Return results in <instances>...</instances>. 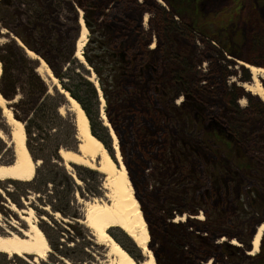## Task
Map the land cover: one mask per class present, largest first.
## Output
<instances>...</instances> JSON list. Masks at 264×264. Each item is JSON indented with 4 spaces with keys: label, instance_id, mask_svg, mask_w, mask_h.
<instances>
[{
    "label": "rangeland",
    "instance_id": "1",
    "mask_svg": "<svg viewBox=\"0 0 264 264\" xmlns=\"http://www.w3.org/2000/svg\"><path fill=\"white\" fill-rule=\"evenodd\" d=\"M7 1V4H0V47H3V45L8 44L12 40L19 45L20 40L15 33H20L21 35H24L29 42L35 45L36 49L39 51V53L34 52L38 58L34 59L28 55V50L25 48L27 55L37 61L39 66L37 72L45 77V82L49 87L51 94H54L56 91L62 92L61 90H65L63 89L61 79H59L57 75H64V73L69 72L71 69L72 72H80V74L94 85L95 88L97 87L99 97H102L103 95V101L102 98H99V113L97 115V121L99 120L101 122V126L106 129L107 135L110 137V149L104 144L103 145L107 148L111 157L117 161L116 149L114 148L115 139L111 133L113 129L116 137H118V148L120 149L122 162L126 169L127 165L130 167L131 177L136 180L135 187L133 179L129 175L130 172L127 169L129 179L131 180L133 190L135 191V197L140 203L144 219L145 221L149 219V221L152 222L151 225L149 221H147L148 232H150L149 247L154 255L156 264H192V262L187 259L191 255L194 257L196 256L194 264H202L201 260L205 261V264L214 263L213 260L215 255L205 247L207 245L204 241H199V239H195V237L180 239L175 235L173 237L169 231H166V229L168 230V225L170 223L177 224L183 221L186 222L188 216L193 214V206L198 205L199 201H201L204 206L216 207L217 203L219 204V200L222 199V205L227 211L226 216L228 217L229 225L227 226L231 228L230 231L239 234L241 239L246 237L247 228H252L254 219L259 217L257 216L258 213H254L252 216L248 215L249 212H251L249 198L244 200L245 196L241 197V201L244 202L246 208V211L243 212L242 209L244 206L241 205V209H239L240 205L236 203L237 196L233 193V190L229 189L228 197V192L223 187L214 183L215 175L212 174L213 170L205 172L204 169L206 166L197 165L196 173L201 177V183L200 186H192L193 183L190 185V182L183 184V176L188 168L180 163L179 157H177V160L174 157L173 161H171H177L174 162V166L169 161V158L172 160L171 155L168 154L171 149L169 133L171 130L170 125L172 126V124L169 123L165 113L169 108L166 99L164 98L165 93L162 92L164 94L160 95L158 93H148L138 89L136 84L132 81L134 69L128 65L124 72L125 74L117 72L119 75L121 74L120 80L116 89L109 87V99H107L103 94V89L100 94L98 88V86L102 88L101 78L103 79L105 76L101 77L97 74L95 68L88 63L85 56V62L83 63L82 69H79V66L75 62L73 63L74 60H77L79 64H82L76 57V51L77 41L81 34L80 20L83 19L84 21L87 13L83 7L81 8L75 0H55L54 2L50 1L46 3H39V0H29V2L28 0ZM92 1H94L95 5L108 2V0H84V6L87 8L91 7L90 3ZM125 1L126 0H123L119 4H115V2L117 3V0H111L109 5L106 7L102 6L106 19L112 22V17L117 19L125 18L126 9L129 10V7L132 6L129 2L126 4ZM197 1L199 2V0ZM242 1L245 4L244 7L240 9V12L245 15L248 9L249 11L252 9L254 6L253 4L256 5V3L261 0ZM72 2L74 3L73 5ZM235 2L236 0H211V5H213L214 9V24L211 22L209 27L212 29L215 28V30L217 27L221 28L222 22L224 23V21L227 20L225 19L226 15H223L222 11L226 8H231V5ZM155 3L156 8L145 13L146 19L144 21V27L146 30L150 28V32L156 33L158 36L161 30L160 26H157V22L166 19L165 15H168L169 11L163 1L155 0ZM203 23H205V20ZM234 24L242 25V19L241 21L237 20L232 25L234 26ZM87 29L89 35L83 52L85 51L88 53L90 57L95 56V49L97 47L95 41L108 42L107 48L109 53H111V50H114V45L107 40L109 34L104 32V34L107 35V37L106 35H103L104 38H107L104 41L101 33L99 34L97 31L99 27L96 29V27L93 26V31L90 30V28ZM232 33L233 30H230L227 33L224 32L220 34L217 38L222 40V38L226 37L225 40H227V38L230 39L232 37ZM99 37H101V39H99ZM198 38L201 39L200 36H198ZM200 39H196V45L200 49L204 48L208 50L210 48L208 47L210 42L207 44ZM215 42L216 43L213 46L216 48V51L209 50L212 60H210V62L205 61L202 64L197 63L201 72L209 76L214 70L212 76H214L215 81L211 84V89L214 90L217 83H219V85L225 83L227 87H232L236 84L242 86L248 83L254 86L256 81L252 79L253 77L250 70L239 63H244L246 61L241 57H233L229 50L221 46L218 40ZM153 47H155V45H153ZM237 50L239 53L241 52V48ZM97 52L102 56L107 57L108 55L107 53V55L103 53L100 49H97ZM255 52V58L264 62V58L261 56L263 55L262 52ZM3 54H6V52L3 51ZM41 54L46 56L50 64L53 65L52 69L50 65L46 63V65L51 68L52 75L57 78L58 85H55L53 80H50L45 76L46 68L42 66L44 58ZM145 60L146 59L140 60L139 65L144 63ZM195 60H197V58ZM108 61H110L109 58ZM110 64L113 65V63ZM72 72H70V74H73ZM246 75L249 76V81H246ZM64 80L67 81L68 79L64 78ZM258 81L263 87L264 79L259 77ZM140 83H143V80H140ZM254 97L259 98V96ZM20 98L21 95L17 97L16 102L20 100ZM181 100L182 98H177L178 105L176 104V106L182 104ZM13 103L15 102L9 103L5 99V105L3 106L4 116L5 120L8 122V127H5L6 130L0 129V132L2 133V138L8 142L7 148L11 146V123L15 121L24 123L23 121L28 115L25 109H17L18 117H16L14 112L15 104ZM246 103L247 101H243L242 105L246 106ZM60 113L63 116L69 113L75 117L69 99L65 105L60 107ZM103 115L106 116V118H104ZM105 123H108V126H106ZM90 128L92 130L91 122ZM56 130L57 129L54 131L51 130V133L55 135L58 132H56ZM63 137L64 136L51 138L50 141H46L47 151L53 154L57 142L63 144L66 142V139ZM66 145L73 148V145L69 143ZM176 147L179 148L178 146ZM263 147L264 144L262 142L257 144L256 150L258 151H254L253 153V155L258 157L259 164H261L262 167H264ZM172 148L174 149V146H172ZM5 150L6 148H1L0 146V165H4V162H8L11 159V155L6 154ZM62 150L66 149L61 148L60 152ZM78 150L71 151L78 152ZM184 159L185 158H182L181 160ZM54 161L57 162L58 160ZM36 162H38V167L42 165L41 160ZM58 163L60 165H66L67 171H69L75 179V182H77L79 189L75 191L74 203L75 206L78 207L79 213H82L84 216V214H86L85 210L87 204L91 203V201L102 200L107 203L110 202L106 197L107 191L103 189V186L107 182L104 174L100 172L102 175L99 177L83 171H79L78 173L74 169L72 165L73 163H68L67 165L63 160L58 161ZM175 165L179 166V170L174 175ZM47 169H49L48 166L45 170ZM205 173L208 174L206 175ZM244 173L242 172V174H240L243 176ZM246 174H244V178L248 176L247 180H256L255 176H257V173L246 171ZM53 176L56 178L57 182L60 183V180L62 179L61 174L57 172ZM240 180L243 181V178H240ZM252 183V181L245 183L246 185L243 188V193L247 192L250 187H253ZM38 186L39 184H37L35 188ZM52 187L53 185L50 184L47 190H45L46 188L44 189V185H41L39 188L44 189L45 193H38L33 190L32 186L17 185L10 183L8 180H0V235L7 236L9 233H18L21 235L20 230L28 229V224L22 219V216H25L29 217L28 219L31 221L36 222L37 226L41 229L43 227L49 230L54 238L55 244L59 245L58 248L55 247L57 245H50L51 251L46 257V260L38 259L31 254L18 257L0 252V264H113L115 257L111 255L110 248L105 244L99 243L96 240L95 235L85 224L79 223L80 225H78L71 223L73 222L72 220L67 219L60 212H55L47 204L49 197L52 194ZM138 195L144 200L143 204L137 198ZM188 202H190L192 206L189 205ZM14 207L16 210H13ZM179 207L183 208L187 213L181 214L179 209H177ZM31 211L32 214H30ZM204 217L205 214L203 215L200 213L198 215V218L201 220H204ZM249 223H251L250 226H248ZM261 225L255 224V228H259ZM48 226H50V228ZM111 229L108 230V233H110L109 231H111ZM202 233L204 234V232ZM111 236L113 237L112 234ZM113 239L115 238L113 237ZM221 240L223 239L221 238ZM228 241L231 242L232 240L228 239ZM201 242L203 245L201 244L200 246ZM233 242L236 243H233V245L241 246V243L238 240L234 239ZM133 243L135 242L133 241ZM136 246L138 250L136 249V251H132L133 254H135V257H139V260L132 254L131 255L135 261L142 263L146 261L147 258L137 243ZM195 248H198V250ZM244 249H246V252L251 251L247 250L246 246ZM126 251L129 253L128 250ZM252 251L251 256L258 253L254 252V250ZM158 255L160 256L159 260L156 259ZM239 260L240 263L233 260L232 264H245L246 262L245 260L243 262L241 259Z\"/></svg>",
    "mask_w": 264,
    "mask_h": 264
},
{
    "label": "flooded vegetation",
    "instance_id": "2",
    "mask_svg": "<svg viewBox=\"0 0 264 264\" xmlns=\"http://www.w3.org/2000/svg\"><path fill=\"white\" fill-rule=\"evenodd\" d=\"M121 1L123 0H117L115 4H119ZM161 1L168 7L169 12L168 15H165L166 19L157 22V26H160L161 30L158 36L156 33L150 32V28L146 30L144 27L145 13L156 8L155 0H126L125 3L129 2L132 6L129 7V10L126 9L125 18L112 17V22L106 19L104 9L102 10V6L106 7L111 0L99 5H95L92 1L89 8L85 7L84 0H81L79 5L87 11L85 21L88 22L90 30L93 31V26L96 29L99 27L97 31L99 34L101 33L102 38H104L103 35H106L104 32L109 34L108 39L104 38L103 40L107 39L109 43L114 45L115 48L110 51L111 53L107 48L108 42H99L104 45V49L100 50L105 54L107 53V56H111L116 63L112 71L125 74L127 66L130 65L134 69L132 81L138 89L160 95L165 93L164 98L169 106L165 113L169 123L172 124L169 133L171 149L168 153L171 155L172 160L169 158V161H173L174 157L177 160V157H179L180 163L188 168L183 176V184L190 182V185L193 183L192 186H195L197 182L194 176L196 170L193 162L196 160L203 161V165L206 166L205 172H210L213 170L212 167L215 166L212 158L216 160L222 158L223 160L220 163L235 164L231 170H236L238 175L243 178V181L238 183L242 186V190L239 192L236 189L238 184L236 185L234 180L236 175L235 177L226 176L223 188L228 192L227 196L229 189H231L237 196L236 201L241 193L242 197L245 196L244 200L249 198L251 202L254 197H250L248 192L255 190L260 194L264 189V167L259 164L258 157L253 155L254 151H258L256 150L257 144L261 142L264 144V99L260 96V99L254 97L258 95L248 91L244 88V85L239 86L236 84L227 87L225 83L220 85L217 83L216 88L213 90L211 84L215 81L214 76H212L214 70L209 76L202 73L201 69L198 68L197 63L202 64L205 61L210 62L212 60L209 50L216 51L213 46L216 40L219 41L221 46H223V42L228 43L230 41L228 38L227 40L225 38H222V40L217 39V34L224 33L219 31V27L216 30L209 27L214 18L211 0H199V2L197 0ZM260 3H256L259 10L261 9ZM204 20L205 23H203ZM198 36L207 44L210 42L208 50L200 49L196 45V39H200ZM231 43H229V46L234 45V42ZM239 48L238 46L226 49L233 57H241L244 60L248 56L244 49L243 53H239L237 50ZM252 56L254 57L252 59L255 60V56ZM262 57L264 58V56ZM196 58L197 60H195ZM144 59H146L145 62L139 65L140 60ZM247 63L264 69V66L259 63ZM248 77L246 75V81L250 80ZM262 78L264 79V77ZM140 80H143V83H140ZM177 98H182V104H179V106H176ZM243 101H247L246 106L242 105ZM172 146H174V149ZM182 158L185 159L181 160ZM174 162H171L173 166ZM175 166L174 175L179 170V166ZM246 171L257 173L256 180H247L248 176L244 178V172ZM240 172L244 173L243 176ZM250 181L253 182V187L243 193L245 183ZM250 209L252 211V206H250ZM263 210L261 213L254 210L251 214H248L252 216L254 213H258L257 216L259 217L254 219L252 228H247L246 232H252L247 242L242 240L243 238L241 239L239 234H237L239 239L231 238V242L227 240L230 246L241 252L237 254L238 257L233 256L228 264H232L233 260L240 263L239 259L242 262L245 260V264H255L259 261L257 257L262 252V243L258 253L251 255L252 250H254L252 247L253 239L256 231H258L257 229H259L255 228V224L263 225L264 223ZM200 213L204 215V212L199 210L191 217L201 220L198 218ZM231 233L234 232L230 231ZM201 236L205 235L201 234ZM234 239L241 243L240 247L233 245ZM201 244L202 242L200 246ZM245 246L247 250L252 252H246ZM214 260L217 261L216 258ZM201 261L202 264H205V261Z\"/></svg>",
    "mask_w": 264,
    "mask_h": 264
},
{
    "label": "trees",
    "instance_id": "3",
    "mask_svg": "<svg viewBox=\"0 0 264 264\" xmlns=\"http://www.w3.org/2000/svg\"><path fill=\"white\" fill-rule=\"evenodd\" d=\"M55 0H39V3L42 2H50ZM78 4H80L81 0H75ZM29 2V0H28ZM261 2V9L259 10L255 4L252 9L246 11L245 15L240 12V9L244 7L242 0H236V2L231 5V8H226L223 10V15H226L227 19L222 22L221 28L219 31L222 32H229L233 30L232 37L229 39L228 43L223 42V46L226 48L229 47H240L241 52H246L248 57H245L244 60L251 64H261L264 66L263 62H259L258 60H253L255 51L262 52V56H264V0L259 1ZM7 0H0V4H7ZM71 4V3H70ZM74 3L72 2V5ZM242 25H237L235 23L237 20L241 21ZM232 26H231V25ZM230 25V26H229ZM18 38L23 42L24 45L29 50H33L36 53L39 51L36 49L35 45H33L24 35L20 33H15ZM219 36V34H218ZM226 38V37H224ZM218 39V38H217ZM96 42V49H95V56L90 57L88 53H86V58L88 63H90L96 70L97 74L101 77L105 76L103 79L101 78V84L103 89V94L107 99L109 87L112 89H116L118 82L120 80L119 74L113 72L114 60L111 56H102L97 49H104V45L99 42ZM234 42V45L229 46V43ZM3 51L6 54H3ZM42 55V54H41ZM98 55V56H97ZM44 60L47 62L48 65L53 69V65L50 64L48 58L42 55ZM108 58L110 61H108ZM243 59V58H242ZM0 61L2 63V74L0 75V93L3 99H6L9 103L15 102L14 109L16 117L17 109H25L28 113L27 118L24 119L25 130L27 133V146L29 152L34 159V161L41 160L42 165L36 169V176L31 181H18V180H8L12 184L23 185V186H32L33 190L38 193H45V190L49 187L50 184L53 185L52 187V194L49 197L48 205L55 211L60 212L63 214L67 219L72 220L73 222L80 225L81 219H83V214L78 212V207L75 206V191L79 189L77 182L73 176L67 171L66 165H60L58 161H61L60 156V149L65 148L66 150H78L79 146V139L77 137L78 128H76V118L72 114H67L63 116L60 113V107L65 105L68 102L67 97L61 94L60 91H56L54 94L50 93V89L47 86L45 80L42 76H40L37 72L38 63L34 59L30 58L24 47L18 45L15 41H10L8 44L3 45L0 47ZM76 63L79 66V69L83 68V64H79L77 60H74L73 63ZM110 63H113L110 64ZM70 69L69 72L64 73V75H57L59 79H61V83L63 88L69 92L70 96L76 99L81 107H83L87 117H89L92 127L93 135L100 139L102 143L110 149V137H108L106 129L101 126V122L97 121V115L99 113V95L97 93V89L94 85H92L80 72H72ZM64 78L68 79L67 81ZM21 95L20 100H17V97ZM12 105V104H10ZM8 122L5 120L4 110L3 107H0V129H5L6 126L8 127ZM56 133L55 135L51 133V130ZM60 131V132H59ZM11 134V131H10ZM66 139V142L60 143L57 142L55 146L54 153L51 154L47 151V143L46 141H50L51 138L61 137ZM67 143L73 145V148L66 145ZM0 146L1 148H6V154L11 155V159L8 162H4L5 165L12 164L15 159V152L12 146L8 147V142H6L3 138L0 137ZM40 151V154H39ZM51 156V157H50ZM50 158V159H48ZM54 160H58L55 162ZM213 163L215 166L212 167L213 175H215L214 183L223 187L225 183L226 176H234L235 177V184L237 185L240 180V175L236 172V170L232 171L231 169L235 164L228 163L223 164L220 163L223 159L220 158L217 160L213 159ZM203 161L196 160L193 162L194 169H197V165H203ZM74 169L79 173V171H83L85 173H91L97 176H101L102 174L92 170L91 168H87L83 165H76L72 164ZM49 169L45 170L46 167ZM127 169L130 172V167L127 165ZM60 173L62 179L60 183L57 182L56 178L53 176L56 173ZM241 173V172H240ZM252 173V171H251ZM242 174V173H241ZM246 174V172H245ZM247 175V174H246ZM195 180L197 181L195 186H200V179L201 177L196 173ZM132 178V177H131ZM256 178V176H255ZM133 179V178H132ZM239 180V181H238ZM231 182V181H230ZM134 186L136 187V180L133 179ZM39 184L37 188H35ZM44 185V189H40L39 187ZM238 184L236 189L239 192L242 190V186ZM198 186V187H199ZM250 197H254L253 200L250 202V206H252V211L254 210L258 212H262L264 209V189L259 194L255 190L252 192H248ZM97 195V194H95ZM229 195V194H228ZM242 195L238 196L237 204L244 206L243 212L246 211L245 204L242 202L241 199ZM137 198L144 203V200L138 195ZM189 205L190 202H188ZM223 200H219V204L217 203L216 207L213 206H204L201 201H199L198 205L193 206V214L188 216V220L186 222H179L177 224L170 223L168 226V230L170 234L181 238L195 237V239H199V241H204L207 246H205L208 250L214 253V257L217 261H214V264H228L229 260L232 259L233 256H237L238 253H241L237 248L230 246L227 241H219L221 238L225 237L227 240L228 238H238V235L235 233L230 234V228L228 227V217L226 216L227 211L223 207ZM209 205V204H208ZM181 214L187 213L184 211L183 208L179 207ZM224 209V210H223ZM199 210H202L205 214V220H197L192 218L191 216L196 214ZM251 212H249L251 214ZM147 219V218H146ZM149 221V219L147 220ZM152 225V222L149 221ZM167 225V223H166ZM228 225V226H227ZM47 226V224H46ZM42 227V226H41ZM50 228V226H48ZM190 228V229H188ZM195 228V229H193ZM45 236H47L49 245L54 246L57 245L54 242V238L51 235L50 231L43 228ZM113 237L122 245V247L129 251L135 257L132 250H138L136 243H133L130 236L123 232L122 229L119 227H113L111 231H109ZM204 232L205 236H201ZM252 232H246V238L242 240L246 241L249 240ZM264 237V235H263ZM239 239V238H238ZM241 240V241H242ZM56 248L59 245L55 246ZM262 252L257 257L259 261L255 264H264V239L262 242ZM198 250V248H195ZM234 254V255H232ZM139 260V257H135ZM156 259H160L158 255ZM192 264L196 260V256H189L187 258ZM218 262V263H217Z\"/></svg>",
    "mask_w": 264,
    "mask_h": 264
},
{
    "label": "bare ground",
    "instance_id": "4",
    "mask_svg": "<svg viewBox=\"0 0 264 264\" xmlns=\"http://www.w3.org/2000/svg\"><path fill=\"white\" fill-rule=\"evenodd\" d=\"M81 21V34L77 41L76 57L83 64L85 62L83 56L84 47L88 40V29ZM28 55L34 59H38L33 51H28ZM247 67L251 75L256 81L254 86L250 84L244 85L248 91L264 99V88L258 81L259 77H264V69L249 64L240 63ZM42 66L45 67V76L53 80L55 85H58V80L52 74V70L42 61ZM90 69V68H89ZM3 68L0 61V75ZM40 76L42 74H39ZM44 80L45 77L42 76ZM62 94L68 97L72 111L76 118V128H78L77 137L79 139L78 152L71 150H62L60 156L65 164L73 163L76 165H83L87 168L101 172L106 176L107 182L103 186L107 191L106 197L108 201L94 200L87 204L85 210L84 220L82 223L91 230L95 235L96 240L105 244L110 248L111 255H113V264H156L153 253L149 247L150 232H148V223L144 219L143 212L140 208V203L135 197L131 180L128 176V170L122 162L120 149L118 148V137L112 130V136L115 139L114 148L116 149L117 161L111 157V154L105 148L102 141L96 138L90 128L89 118L80 104L69 96L68 92L61 90ZM103 101V99H102ZM5 105L0 93V106ZM104 118L106 116L103 115ZM108 126V123H105ZM2 138V133L0 132ZM27 134L25 126L20 121L11 123L10 142L15 152V159L12 164L0 165V180H18L22 182L31 181L36 176V169L38 162H35L31 152L27 147ZM13 210H16L15 207ZM32 214V211L30 212ZM29 217L22 216V219L28 224V229L20 230V234L9 233L7 236L0 235V252L15 256L34 255L38 259L46 260L51 251L47 237L44 235L42 229L37 226L36 222L28 219ZM185 222V221H183ZM113 227H120L123 232L127 233L135 243L141 248L147 260L138 263L129 254L126 249L108 233V230ZM264 231V223L259 227L253 239L254 252L260 250L259 246L262 240ZM236 244L235 242H233Z\"/></svg>",
    "mask_w": 264,
    "mask_h": 264
},
{
    "label": "water",
    "instance_id": "5",
    "mask_svg": "<svg viewBox=\"0 0 264 264\" xmlns=\"http://www.w3.org/2000/svg\"><path fill=\"white\" fill-rule=\"evenodd\" d=\"M86 25H87V26L89 25L88 22H86Z\"/></svg>",
    "mask_w": 264,
    "mask_h": 264
}]
</instances>
